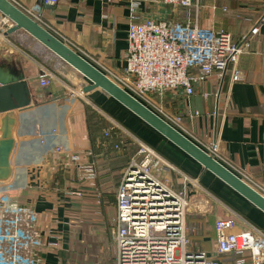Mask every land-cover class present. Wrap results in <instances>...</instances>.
I'll list each match as a JSON object with an SVG mask.
<instances>
[{"label": "crops", "instance_id": "obj_1", "mask_svg": "<svg viewBox=\"0 0 264 264\" xmlns=\"http://www.w3.org/2000/svg\"><path fill=\"white\" fill-rule=\"evenodd\" d=\"M12 1L41 10L44 20L59 36L75 42L98 60L94 64L101 70L104 66L120 72L126 67L132 11L140 20L184 21L189 10L173 8L162 0H59L54 5L44 0ZM196 1L199 11L196 6L190 8L192 20L197 19L201 26L224 29L235 40L249 34L264 10V0ZM8 37L19 48L0 42V64L9 65L27 81L31 104L13 111L17 121L12 173L0 183V189L12 191L23 206L38 213L37 227L46 244L39 249L38 264H75L70 261L71 246L67 245L75 229L84 227L86 232L110 236L115 228L116 193L124 170L117 176L127 153L115 151L120 142L105 139L109 123L100 109L152 145L179 170L199 180L201 187L190 190L187 221L193 227L203 221L196 234L200 250L213 254L217 250L218 218L241 217L246 221L239 222L242 228L253 224L264 230L263 211L107 92L95 88L83 96H70V86L84 88L90 82L66 62L58 58L53 68L56 76L48 86H41V66L49 65L40 51L46 48L21 30ZM250 40V50L238 62L242 80L232 82L230 72L224 80L214 75L197 85L192 95L169 90L159 99L168 113L180 117L179 124L169 123L191 140L202 137L216 142L220 162L260 189L264 187V25L257 34L250 35ZM94 110L103 119L92 115ZM55 144H62L67 154H78L80 159L56 153ZM136 151V147L134 153L130 151L129 158ZM90 164L95 166V177L84 170ZM167 171L180 188L179 175ZM52 241H59V245H47ZM218 258L232 260V256Z\"/></svg>", "mask_w": 264, "mask_h": 264}, {"label": "built area", "instance_id": "obj_2", "mask_svg": "<svg viewBox=\"0 0 264 264\" xmlns=\"http://www.w3.org/2000/svg\"><path fill=\"white\" fill-rule=\"evenodd\" d=\"M58 2L44 0L45 4ZM162 2L173 8L189 10L196 6L197 11L200 6L196 0ZM14 3L91 63H99L78 44L60 37L57 30L44 20L41 10ZM189 10L184 21L140 20L132 11L125 71L102 65V71L122 88L161 117L165 116V120L176 124L180 123V117L168 113L159 98L169 90H183L185 94L192 95L197 85L214 75L224 80L230 72L232 82L242 80L239 58L251 48L250 35L257 34L264 25L263 10L249 34L235 40L224 29L201 26L197 19L193 21ZM12 25V21L3 15L0 20V42L13 48L15 42L5 34ZM55 76L49 66H41V86H48ZM68 94L72 97L83 96V88L70 86ZM155 94L158 103L155 102ZM99 111L109 123L106 136L117 129L126 143L137 148L123 171L116 193L115 264H264V230L253 224L242 228L239 222L246 221L241 217H223L215 222L218 255L232 256V260L223 261L218 257H209L205 251L188 249L190 190L201 187L199 180L179 170L152 145L109 114L101 109ZM41 141L45 142L44 139ZM193 141L218 161L222 158L216 142L202 137H196ZM115 147L119 148L120 145L116 144ZM53 150L72 160L80 159L78 154H67L62 144H55ZM84 170L88 176H96L93 164L84 166ZM167 170L179 175L181 188H176L169 177H162ZM258 190L264 195V187ZM38 219L39 215L34 209L18 204L8 190L0 189V264L39 263V249L46 244L37 227ZM49 243L47 245H59V241Z\"/></svg>", "mask_w": 264, "mask_h": 264}, {"label": "water", "instance_id": "obj_3", "mask_svg": "<svg viewBox=\"0 0 264 264\" xmlns=\"http://www.w3.org/2000/svg\"><path fill=\"white\" fill-rule=\"evenodd\" d=\"M0 14L6 16L13 23L6 30V35L23 30L89 80L90 83L83 88V92L86 93L95 88L104 90L264 212V195L258 189L131 95L100 68L33 19L12 0H0ZM30 97L31 91L27 81L20 74L12 71L9 65L1 63L0 113L3 115L0 118V183L7 181L12 173L11 154L15 146L13 132L17 121L13 111L29 106L31 104ZM9 193L18 204H21L12 191Z\"/></svg>", "mask_w": 264, "mask_h": 264}, {"label": "rangeland", "instance_id": "obj_4", "mask_svg": "<svg viewBox=\"0 0 264 264\" xmlns=\"http://www.w3.org/2000/svg\"><path fill=\"white\" fill-rule=\"evenodd\" d=\"M30 38L33 37L30 36ZM34 41L35 40L32 39V43H30V47L32 48ZM40 52H41V56L44 59L47 58L46 62L49 65V68L54 72V74H56L55 73L56 71H54L53 68L56 69L55 62L59 57H57L47 48L44 49L43 52L42 51ZM51 55H53L54 57H51ZM155 99H156L155 102L158 103L157 94H155ZM124 165L125 162L122 161L120 164L121 168L118 171L119 172L117 176L118 178L121 175L122 171L124 170L123 169ZM162 177L166 179L168 177L167 173L163 172ZM174 186L177 188L175 183ZM190 205H189V209L191 207ZM189 209H188V213H189ZM199 224L201 225V227L204 225L203 221H200ZM199 224H197L196 227H193L190 225L189 222L187 223V244L191 249L195 248L196 251L200 250L199 242H198L199 238L196 235L198 234L197 230H199L200 227ZM67 245L71 246L69 249L70 261L76 262L75 264H115L116 263V238L114 235V230L110 236H103L100 233H97L96 231L86 232L84 227L81 230L75 229L74 232L70 234V240L67 241ZM201 251H205L207 255L211 258L219 256L217 250L214 252V254L206 250H201Z\"/></svg>", "mask_w": 264, "mask_h": 264}, {"label": "trees", "instance_id": "obj_5", "mask_svg": "<svg viewBox=\"0 0 264 264\" xmlns=\"http://www.w3.org/2000/svg\"><path fill=\"white\" fill-rule=\"evenodd\" d=\"M179 8H182V7H179ZM92 112H93V113H91L92 115H97V116H99L100 119H103L102 116H101V114L98 111L94 110ZM108 128H109V124L106 126L105 131ZM105 131H104V137H105V139H112L113 138L114 140L120 142L119 143L120 147L119 148H114L115 151H117V152L118 151L119 152L122 151V152H126L127 153V155H126V157L124 159L125 165H124L123 169H125L126 166H127V164L129 163V160L131 159V158H129L130 157V154L129 153H130V151H133V153L135 152V146L129 145L128 143H126L124 141V136L122 135V133L119 130H117V129L111 130V132H110V134L108 136L105 135Z\"/></svg>", "mask_w": 264, "mask_h": 264}]
</instances>
